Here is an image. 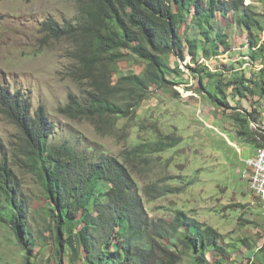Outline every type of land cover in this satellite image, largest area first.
Wrapping results in <instances>:
<instances>
[{
	"label": "rangeland",
	"instance_id": "rangeland-1",
	"mask_svg": "<svg viewBox=\"0 0 264 264\" xmlns=\"http://www.w3.org/2000/svg\"><path fill=\"white\" fill-rule=\"evenodd\" d=\"M243 4L264 19V0ZM79 8L80 0H0V92L6 89L27 97L34 112L43 107L59 127L53 142L69 140L78 153L99 159L111 156L124 164L137 182L138 197L150 219L172 221L183 211L213 227L225 254L218 252L217 259L208 250L210 264H264L262 202L242 179L245 161L257 154V147L239 135L237 120L252 113L258 120L250 122L249 134H264V58L253 60L248 33L233 23L234 13L226 21L217 16L229 35V47L220 41V55L205 59L202 38L198 49L186 48L185 59L168 55L177 77L170 73L167 78L177 84L152 86L135 98L126 97L129 104L138 101L128 116L74 119L64 109L73 101L86 103L96 88L79 76L73 38H50L43 24L64 28L75 23ZM255 34L264 43V31ZM120 52L127 57L112 73L113 86L121 77L144 75L148 68L130 50ZM209 73H223L213 80L220 78L223 84L245 76L254 93H246L245 99L224 87L229 105H217L203 89L214 78L207 77ZM21 137L0 107V163L7 159L21 182L33 231L28 244L20 246L12 229L0 224V264H60L50 207L35 186L34 175L21 166ZM163 186L179 192L157 197L153 190ZM61 258L62 264H86L84 252L75 262L70 250ZM181 264H191L190 258Z\"/></svg>",
	"mask_w": 264,
	"mask_h": 264
},
{
	"label": "trees",
	"instance_id": "trees-1",
	"mask_svg": "<svg viewBox=\"0 0 264 264\" xmlns=\"http://www.w3.org/2000/svg\"><path fill=\"white\" fill-rule=\"evenodd\" d=\"M230 12L234 13L233 23L248 33L253 60L264 58V43L260 44L255 34L264 31V19L252 6H244L243 0H80L75 23L64 28L53 22L43 24L50 38H73L79 76L96 88L86 103L73 101L64 113L74 119L128 116L138 101L129 104L124 101L126 97L135 98L152 86L177 84L167 78L175 73L168 55L174 53L185 59L186 48L198 49L200 38L205 59L220 55L221 40L229 47V35L217 16L226 21ZM121 49L130 50L147 62L148 68L144 75L121 77L113 86L112 73L127 57ZM203 71H199L201 79ZM222 75L209 73L207 77L214 78L203 88L217 105H229L224 87L245 99L246 93H254L245 76L227 84L220 78L213 82ZM0 107L19 128L21 166L34 175L35 186L50 207L60 264L67 250L73 262L84 252L86 264H181L185 257L191 264H210L208 250L217 259L218 252L225 254L220 234L183 211L177 212L172 221L150 219L138 197L137 182L115 157H89L78 153L69 140L53 142L59 127L50 122L43 107L34 112L27 97L6 89L0 92ZM237 120L239 135L257 148L264 147L263 133L252 136L248 132L250 122L258 118L247 113V117L237 116ZM20 184L9 161L3 159L0 224L10 227L18 244L26 246L33 231L28 225L29 202L23 200ZM153 191L157 197L179 192L172 186Z\"/></svg>",
	"mask_w": 264,
	"mask_h": 264
},
{
	"label": "built area",
	"instance_id": "built-area-1",
	"mask_svg": "<svg viewBox=\"0 0 264 264\" xmlns=\"http://www.w3.org/2000/svg\"><path fill=\"white\" fill-rule=\"evenodd\" d=\"M245 165L242 179L250 192L261 200L264 211V147L257 148V154L248 158Z\"/></svg>",
	"mask_w": 264,
	"mask_h": 264
}]
</instances>
